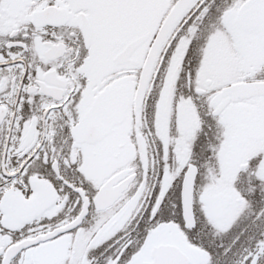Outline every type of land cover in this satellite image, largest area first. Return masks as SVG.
<instances>
[{
    "label": "snow or ice",
    "instance_id": "obj_1",
    "mask_svg": "<svg viewBox=\"0 0 264 264\" xmlns=\"http://www.w3.org/2000/svg\"><path fill=\"white\" fill-rule=\"evenodd\" d=\"M0 264H264V0H0Z\"/></svg>",
    "mask_w": 264,
    "mask_h": 264
}]
</instances>
